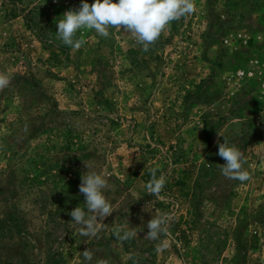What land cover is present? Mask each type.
<instances>
[{"label":"rangeland","instance_id":"374dc122","mask_svg":"<svg viewBox=\"0 0 264 264\" xmlns=\"http://www.w3.org/2000/svg\"><path fill=\"white\" fill-rule=\"evenodd\" d=\"M80 3L0 0V73L11 80L0 90V219L22 220L20 237L0 228V264H44L49 247L60 264H264V0H194L148 51L114 28L108 38L81 29L79 50L64 45L56 23ZM224 140L250 180L222 175ZM153 168L169 193L147 192ZM197 169L203 221L185 227L193 211L180 191ZM90 171L107 179L114 212L82 237L70 212L86 210ZM161 199L166 210L152 205ZM48 210H65L68 225ZM162 213L168 231L151 240L149 218ZM129 229L137 235L117 239Z\"/></svg>","mask_w":264,"mask_h":264},{"label":"clouds","instance_id":"9594fccd","mask_svg":"<svg viewBox=\"0 0 264 264\" xmlns=\"http://www.w3.org/2000/svg\"><path fill=\"white\" fill-rule=\"evenodd\" d=\"M195 10L194 0H93L91 4L87 0H81L77 9H69L63 13V18L56 23V33L64 45L79 50L85 43L82 36L76 37L79 30H94L98 36L108 38L109 29L114 28L134 33L136 42L143 46L144 51H148L149 46L157 41L171 22L191 16ZM10 82L8 75L0 73V90ZM217 155L225 161L221 165V173L227 179L240 182L251 179L250 173L243 169V153L235 145L229 146L225 140L223 143L218 142ZM85 167L88 170L89 165L85 163ZM156 173L157 169L153 168L146 189L150 195L158 196L164 189L166 178L163 175L157 177ZM107 182L96 171L81 176L79 192L84 196L86 210L75 207L70 216L72 221L81 225L79 234L82 237H96L103 226L102 221L114 212L112 204L102 191ZM168 219V215L164 213L151 218L147 223L146 236L151 240H158L161 235L166 234ZM115 235L120 241H126L137 233L129 229L121 235V231L117 230ZM82 256L88 262L93 258L92 252L87 248L82 251ZM99 264L107 262L101 261Z\"/></svg>","mask_w":264,"mask_h":264},{"label":"trees","instance_id":"16d2710c","mask_svg":"<svg viewBox=\"0 0 264 264\" xmlns=\"http://www.w3.org/2000/svg\"><path fill=\"white\" fill-rule=\"evenodd\" d=\"M51 55L53 56L54 53L49 54V56H50L49 58L51 60H54V57H52ZM150 172L151 171H146V173L143 174V182H144L145 188H146V184L151 179ZM156 175H157V177H160L158 170H157ZM204 176H205L204 171L202 169H197V172H196L195 176L193 177L191 185L189 187H187L186 189L183 188L182 191H180L181 194H183V196L187 199V202H189V204L187 205L186 211H188V212H189V210L193 211V213H189L190 218L184 217V219L181 221L185 227H200L202 225L203 220L201 219V213L198 212V210H197L196 201H197V199H199L200 194H201L199 192L200 191L199 189L201 187L200 179L204 178ZM170 190H171V185L166 183L164 186V189L162 190L161 193H166V192L169 193ZM48 198H50V197L48 196ZM65 198H66V200H68L67 196H65ZM152 205H156L161 210H166L168 207L167 203H165L163 201V199L153 201ZM20 217L21 216H15V215L9 214L7 217L0 219V228L14 227L15 229H14L13 233L16 234L18 237H20V230H21L20 227L22 226V220ZM46 217L50 221L57 222V223L62 221L63 225H68L67 212L65 210H62V211L48 210V211H46ZM151 218H154V217H150L149 219H151ZM6 223H9V225H6ZM54 255H56V257H54ZM45 257L46 258H45L44 264H47V263L60 264L63 262L61 252L52 251L50 247H49V249H45Z\"/></svg>","mask_w":264,"mask_h":264}]
</instances>
